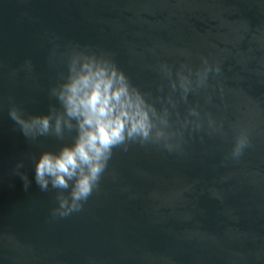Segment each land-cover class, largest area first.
I'll use <instances>...</instances> for the list:
<instances>
[{"label":"water","instance_id":"water-1","mask_svg":"<svg viewBox=\"0 0 264 264\" xmlns=\"http://www.w3.org/2000/svg\"><path fill=\"white\" fill-rule=\"evenodd\" d=\"M78 53L166 111L175 147H115L83 207L60 216L75 179L42 189L35 168L75 142L55 120ZM205 58L207 83L193 71L185 97L177 71ZM13 109L53 128L26 134ZM0 264H264V0H0Z\"/></svg>","mask_w":264,"mask_h":264},{"label":"clouds","instance_id":"clouds-1","mask_svg":"<svg viewBox=\"0 0 264 264\" xmlns=\"http://www.w3.org/2000/svg\"><path fill=\"white\" fill-rule=\"evenodd\" d=\"M193 71L195 84L204 86L213 68L205 58L202 68L177 71L185 97L193 88ZM176 86L174 81L173 87ZM58 95L64 110L56 116L55 132L62 133L65 126L76 127L77 136L74 143L65 145L59 152H43L36 162L35 178L42 189H47L50 182L55 188L65 189L75 179L70 200L60 199L57 209L60 216H68L83 207L97 187L115 147L137 140L161 141L169 150L175 147L171 142L175 133L169 129L167 112L159 113L126 74L105 57L74 55L70 75ZM12 116L26 134L47 133L53 128L51 115L25 119L13 109ZM247 143V136L242 134L233 155L239 156Z\"/></svg>","mask_w":264,"mask_h":264}]
</instances>
